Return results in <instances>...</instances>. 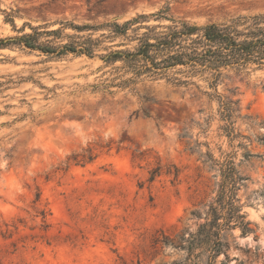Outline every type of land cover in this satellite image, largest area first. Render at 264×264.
<instances>
[{
  "label": "rangeland",
  "instance_id": "374dc122",
  "mask_svg": "<svg viewBox=\"0 0 264 264\" xmlns=\"http://www.w3.org/2000/svg\"><path fill=\"white\" fill-rule=\"evenodd\" d=\"M263 13L264 0H0V39L101 41L93 57L0 48V264H264V66L225 70L217 88L185 67L124 86L125 61L102 59L135 52L147 28ZM133 19L126 36L103 26ZM221 101L238 102L234 143ZM226 155L244 178L235 200L247 233L214 229L191 247L212 220Z\"/></svg>",
  "mask_w": 264,
  "mask_h": 264
},
{
  "label": "trees",
  "instance_id": "16d2710c",
  "mask_svg": "<svg viewBox=\"0 0 264 264\" xmlns=\"http://www.w3.org/2000/svg\"><path fill=\"white\" fill-rule=\"evenodd\" d=\"M168 10L167 8L151 16L142 15L139 19L149 17L164 19V14ZM137 20L133 19L123 24L112 22L103 26L109 28V32L114 37L126 36L130 27L138 23ZM69 26L79 32L95 31L100 28L89 25L69 24ZM42 34L35 31L33 34H26L19 38L0 39V48L20 44L49 55L56 53L63 55L71 52L93 57L101 43L99 39L87 38L83 41H73L61 47H55L40 43L39 37ZM45 34L57 35L59 31ZM137 39L140 44L135 52L112 51L102 56L106 63L123 60L132 70L134 77L124 81V86L135 84L137 78L145 72L155 71L157 74H163L177 67H185L188 71L184 73L190 77L209 74L208 81L211 87L217 88L225 70L235 69L241 72L252 65L259 68L264 66V13L252 17H241L228 23H212L203 26L188 22H173L162 32H157V28H147V32ZM180 84L189 85L188 82L183 81H179ZM237 104L238 102L221 101L220 105L221 119L225 122L222 127L223 133L233 143L238 138L233 122ZM93 159L90 152L88 156H82L81 159L79 155L72 158L77 164L91 162ZM219 165L222 180L218 198L211 209L212 220L202 226L195 236L196 241L191 243V247L199 246L206 241L205 239L214 236V229L221 231L222 228L239 227L243 233H247L246 216L241 214V209L236 205L235 200V192L244 178L238 174L232 156L226 155ZM155 176L156 173L151 176L150 180L153 181ZM222 220H224L223 223ZM202 236L204 239H201Z\"/></svg>",
  "mask_w": 264,
  "mask_h": 264
}]
</instances>
